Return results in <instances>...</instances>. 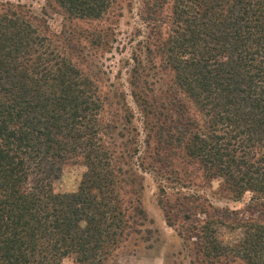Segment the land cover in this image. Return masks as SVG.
Instances as JSON below:
<instances>
[{
	"label": "trees",
	"instance_id": "obj_1",
	"mask_svg": "<svg viewBox=\"0 0 264 264\" xmlns=\"http://www.w3.org/2000/svg\"><path fill=\"white\" fill-rule=\"evenodd\" d=\"M56 1L83 20L134 2ZM136 1L127 36L139 40L126 61L144 145L124 90L123 113L104 122L97 77L82 68L112 28L68 27L59 49L37 17L0 1L1 264H105L148 239L142 172L156 175L181 264H264V0ZM69 162L83 166L80 183L57 192ZM214 178L233 200L250 193L245 209L185 190ZM218 225L242 238L224 243Z\"/></svg>",
	"mask_w": 264,
	"mask_h": 264
},
{
	"label": "rangeland",
	"instance_id": "obj_2",
	"mask_svg": "<svg viewBox=\"0 0 264 264\" xmlns=\"http://www.w3.org/2000/svg\"><path fill=\"white\" fill-rule=\"evenodd\" d=\"M22 5L23 9L32 17L39 19L42 32L53 38V46L60 49V45L64 46L67 37L62 33L66 28H80L93 30L96 26L111 27L107 30L101 40V45L93 47L89 50V56L86 58L82 68L88 73L95 75L98 83V91L104 100L105 107L102 111V119L104 122L109 120L110 123L117 122L118 117L123 112L120 111V104L117 105L118 95L124 90L127 94L129 104L136 113L133 125H137L140 130V143L144 145L146 133L142 127V119L138 113V108L131 95V87L128 82L129 65L126 61L131 58L134 45L139 39L133 40L127 36L132 30L135 31L138 18V2L134 0L132 8L127 7L125 1H122L121 9L114 8L115 14L104 15L96 20H83L70 17L58 4L56 0H0ZM110 18V19H108ZM63 31V32H62ZM62 32V33H61ZM114 32V34H113ZM61 33V34H59ZM55 34L59 37H55ZM74 36L73 32L68 34ZM59 38V39H58ZM60 41V43L58 42ZM88 46H92V40L86 42ZM91 48V47H90ZM82 60V62H83ZM114 84V86H112ZM111 90V91H110ZM118 111V114L115 112ZM124 120L119 121V126L124 124ZM118 132H122L127 136L125 128H119ZM108 139V138H107ZM126 140V138L118 139ZM111 141V140H109ZM142 145V147H143ZM83 166L79 162H69L65 164L63 172L59 178L55 179L53 186L57 192H70L78 188L82 174ZM197 171V170H195ZM144 175V203L148 210V219L146 226L152 230L147 234L146 240H139L138 243H127L124 248H120L114 256L109 258L105 264H181V258L177 252L182 246V241L177 235L176 230L171 227L164 217V212L158 204L159 187L156 175L153 172H142ZM221 179L214 178L212 182H208L207 186L186 189L189 192H198L207 196L209 200L219 207H230L233 209H245L251 194L246 193L241 200H233V196L227 191L222 190ZM217 236L226 244L237 243L243 235V231L239 228L232 229L225 226H217ZM195 238V237H194ZM67 264H80L74 257L65 259ZM188 260L184 264H188ZM1 264V263H0ZM242 264H244L242 262Z\"/></svg>",
	"mask_w": 264,
	"mask_h": 264
}]
</instances>
